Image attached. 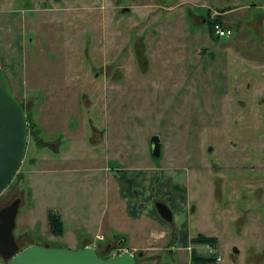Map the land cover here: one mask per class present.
<instances>
[{
    "label": "rangeland",
    "instance_id": "obj_1",
    "mask_svg": "<svg viewBox=\"0 0 264 264\" xmlns=\"http://www.w3.org/2000/svg\"><path fill=\"white\" fill-rule=\"evenodd\" d=\"M227 8L230 35L213 41L207 15ZM0 67L40 142L28 134L19 177L0 195V210L20 200L18 250L89 246L101 258L128 250L140 264H191L194 249L216 264H264V207L252 199L264 200V0H0ZM108 177L141 199L152 177L138 204L151 221L128 222L117 204L102 239ZM182 230L217 248L179 249Z\"/></svg>",
    "mask_w": 264,
    "mask_h": 264
},
{
    "label": "water",
    "instance_id": "obj_2",
    "mask_svg": "<svg viewBox=\"0 0 264 264\" xmlns=\"http://www.w3.org/2000/svg\"><path fill=\"white\" fill-rule=\"evenodd\" d=\"M27 141L28 123L24 108L13 95L9 80L0 67V195L17 175ZM149 146L151 157L157 159L160 155L159 138L152 137ZM19 205L20 200L17 199L0 210V258L8 264H136L134 255L128 250L107 258H101L89 246L70 250L35 244L18 250L13 230ZM155 208L163 221L169 224L173 222L167 206L156 203ZM234 252L238 251L234 249Z\"/></svg>",
    "mask_w": 264,
    "mask_h": 264
},
{
    "label": "crops",
    "instance_id": "obj_3",
    "mask_svg": "<svg viewBox=\"0 0 264 264\" xmlns=\"http://www.w3.org/2000/svg\"><path fill=\"white\" fill-rule=\"evenodd\" d=\"M139 174L140 173H138L137 175H134V177L138 176ZM141 178H143V181H141L140 183H146V181H147L146 176H143ZM106 180L108 182L106 184V182L104 181L103 187H102V189H103L102 192H103V200H106L108 205H107V207L104 206L103 210L100 212V215H101L100 219H102V222H100V227L98 228V230L102 233L100 235V238H102V239L108 238L107 232L110 230L109 226L112 222V219H115L114 213L112 212L113 214L112 213L110 214L109 210H110V208H111V210H114V208L117 204H119V207H121V205L123 204L122 215L125 218V220H127L128 222H133V223L137 222L136 224L141 223V224L145 225L147 222L151 221V219L147 220V218H144L143 215H139L140 212H138V209H139L138 204L139 205L143 204L144 199L147 201V199L150 198L151 194H149V192L152 190L151 185H150L152 183V177L149 180L150 183L147 184L148 194H144L142 197L143 199H141L140 198L141 196L139 194H137L139 192H137L136 189H132V191H130V188L127 189V187H129L128 184H127V187L121 188V186L119 184L112 183L110 177H108ZM160 184H161V181H160ZM143 185L144 184H140L139 187L145 191V188H143L144 187ZM159 185L157 186L156 192L160 191ZM134 187L135 186H133L132 188H134ZM160 196H163V194H160ZM137 198H140V199L138 200ZM152 198H154V197H152ZM144 204H145V202H144ZM104 220H105V222H104ZM174 223H175V221H174ZM142 233H147L146 229H144L142 231ZM151 233L152 232L150 230L149 234H151ZM94 234H95V232H94ZM198 234L203 235V233H198ZM94 238H96V237L94 236ZM192 238H194V237L189 235V233H187L186 230L183 231V234L181 236V240L183 241V243L180 245L179 249H181L183 251L188 250V246L191 247L190 240Z\"/></svg>",
    "mask_w": 264,
    "mask_h": 264
},
{
    "label": "trees",
    "instance_id": "obj_4",
    "mask_svg": "<svg viewBox=\"0 0 264 264\" xmlns=\"http://www.w3.org/2000/svg\"><path fill=\"white\" fill-rule=\"evenodd\" d=\"M228 10H230V8H227L226 10H220L219 14H218L219 16H217L215 18H210V15L209 14L207 15V26H208V30L210 33V37L213 41L219 40V38L216 35H214V33H213V26L215 24H219L220 26L223 25V22L221 20L222 19L221 16L223 13H225ZM24 111H25L27 123H28V134L32 138V140H34V142H36V144L39 145L40 142H39V139L37 137V133H38L37 127L32 123V121L30 119V115L27 113V111L25 109H24ZM29 136H28V138H29ZM18 177H19V173H17L14 180L11 182L10 187L13 185V182H15V180ZM47 222H48L50 232L53 235L61 236L63 234V223H62L59 215L48 212L47 213ZM170 224H172V223H170ZM117 239L120 240L119 237ZM190 244L192 247L193 246L194 247L195 246H208L211 249L215 250L217 248V245H218V240L215 237H208V236H205L202 234H198L197 236H195L194 238H192L190 240ZM117 254H118V252H117ZM134 257L136 260V264H140V261H141L140 255H134ZM190 259H191V264H216V262H217L216 257H212L210 255L209 256H200L196 252V250H194V249H191Z\"/></svg>",
    "mask_w": 264,
    "mask_h": 264
},
{
    "label": "built area",
    "instance_id": "obj_5",
    "mask_svg": "<svg viewBox=\"0 0 264 264\" xmlns=\"http://www.w3.org/2000/svg\"><path fill=\"white\" fill-rule=\"evenodd\" d=\"M213 33L216 35L219 39L228 37L230 35V31L219 24H215L213 26ZM217 261H221V258L218 257Z\"/></svg>",
    "mask_w": 264,
    "mask_h": 264
},
{
    "label": "flooded vegetation",
    "instance_id": "obj_6",
    "mask_svg": "<svg viewBox=\"0 0 264 264\" xmlns=\"http://www.w3.org/2000/svg\"><path fill=\"white\" fill-rule=\"evenodd\" d=\"M243 158H245V157H243ZM246 159V158H245ZM9 187H10V185L8 186V188L7 189H9ZM247 187V186H246ZM11 188V187H10ZM245 189H247V188H245ZM247 191H248V193H249V190L247 189ZM252 195H254V197L252 198V199H254L256 202H260L261 204H262V206L264 207V200H263V196H261V197H259V196H257L256 194H253V192H252ZM15 200H17V199H14V201ZM259 224L261 225V223H260V219H259ZM238 251V250H237Z\"/></svg>",
    "mask_w": 264,
    "mask_h": 264
}]
</instances>
